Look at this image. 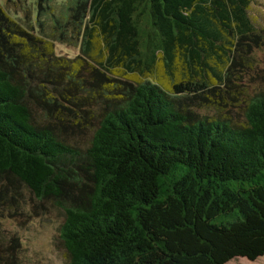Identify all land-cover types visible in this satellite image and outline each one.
<instances>
[{
    "label": "trees",
    "instance_id": "1",
    "mask_svg": "<svg viewBox=\"0 0 264 264\" xmlns=\"http://www.w3.org/2000/svg\"><path fill=\"white\" fill-rule=\"evenodd\" d=\"M31 4L34 28L0 5V226L53 205L63 264L264 256V69L251 92L242 80L263 45L251 0ZM77 38L78 55L55 53ZM21 249L0 228V264Z\"/></svg>",
    "mask_w": 264,
    "mask_h": 264
},
{
    "label": "rangeland",
    "instance_id": "2",
    "mask_svg": "<svg viewBox=\"0 0 264 264\" xmlns=\"http://www.w3.org/2000/svg\"><path fill=\"white\" fill-rule=\"evenodd\" d=\"M7 0H0V5L4 7L9 15L16 16L24 26L27 24L35 27L34 17L35 9L32 0L21 1L16 5L6 4ZM29 11V12H28ZM28 13V18L24 15ZM248 13L254 23L257 32L261 31L260 37L263 45L254 48L251 60L248 61L253 67L246 72L243 77V86L248 91L258 86L261 73L264 69V0H251ZM48 31V30H47ZM80 38L73 40L72 43H56L55 53L64 58H73L79 53ZM180 70V69H179ZM236 112L238 108H234ZM25 204V210H28L31 202L26 193L22 195ZM38 216L27 220L20 227L12 226V223H2L0 228L10 231H16V235L21 238L22 255L20 264H63L62 250L58 243L57 231L63 220V213L51 204H44V209L38 211ZM12 226V227H11ZM7 239V236L5 237ZM8 243V242H7ZM244 260L238 264H264V256L257 258L255 261H248L245 258H234L231 261ZM228 263V262H227ZM226 263V264H227Z\"/></svg>",
    "mask_w": 264,
    "mask_h": 264
}]
</instances>
